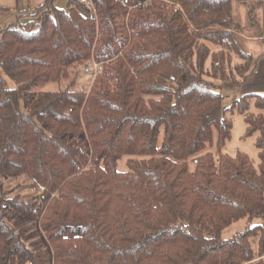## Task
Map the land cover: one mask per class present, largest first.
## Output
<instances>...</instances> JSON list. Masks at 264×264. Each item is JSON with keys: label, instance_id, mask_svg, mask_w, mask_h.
<instances>
[{"label": "trees", "instance_id": "trees-1", "mask_svg": "<svg viewBox=\"0 0 264 264\" xmlns=\"http://www.w3.org/2000/svg\"><path fill=\"white\" fill-rule=\"evenodd\" d=\"M91 1L45 0L1 29L0 67L15 86L0 73V264H37L6 220L13 210L38 218L51 264H264L263 224L220 236L264 217V114L245 118L259 132V168L223 149V93L257 66L235 0ZM89 61L100 68L76 89L72 70ZM234 97L231 111L251 98L264 109V93ZM124 155L144 158L120 170ZM17 177L44 189L11 196Z\"/></svg>", "mask_w": 264, "mask_h": 264}, {"label": "rangeland", "instance_id": "rangeland-1", "mask_svg": "<svg viewBox=\"0 0 264 264\" xmlns=\"http://www.w3.org/2000/svg\"><path fill=\"white\" fill-rule=\"evenodd\" d=\"M45 0H0V32L4 26H7L11 23H14L19 18L21 12L29 11L32 12V9L39 6ZM68 0H52V4L55 7L65 8ZM260 0H235L233 7V16L235 20L243 26L242 31L240 32V41L242 42L244 48L251 53L255 58H258L264 51V26L262 25L263 20V8H264V0L261 4H257ZM255 10V14L257 15V19L255 22H252L248 16V11L250 9ZM31 10V11H30ZM30 17V16H29ZM31 19L28 22H36L37 17H30ZM27 22V21H26ZM261 35V37L259 36ZM95 64L91 61L88 62L87 66H78L72 72L77 71L78 76L76 77V89H87L93 79V70L95 72ZM0 73L5 78L7 87L12 88L15 86V83L7 77L1 67ZM254 74L251 73L249 77ZM70 76H73L71 73ZM69 82V79H62L61 82L58 81H48L43 84L36 86L34 89L37 91H54L61 87V85H66ZM245 83H242L239 88L225 91L223 94V106L227 108L225 112V116L230 117L232 120V128L229 139L226 141L224 146V152L228 153L231 156L236 155L238 152L245 153L249 159L252 161L255 168H259V149L257 147V137L259 135L258 131H253L251 133H247V124L245 118L249 114H264V109L257 108L255 103V98H251L249 100V107L246 111L240 113L238 111H231L229 106L231 105L233 98L235 95L245 94V93H257V89H245ZM261 93V92H260ZM158 144L162 139V132H160L158 137ZM216 139V137H215ZM212 152L215 157V147L210 148L209 150ZM132 156L124 155L118 161V168L120 170H127V159ZM136 159H142L144 157H132ZM147 158V157H145ZM188 166L190 169L194 168L193 158H189L187 160ZM38 189L34 192L30 186V182L24 180L22 177H17L14 179L8 180L7 187L12 188L13 191L11 196L15 194H19L22 197H30L29 195L35 197L37 196L44 188H41L39 184H37ZM34 192V193H33ZM6 220L15 226V229L19 231L22 235V239L26 242V244L36 252V262L37 264H51V250L48 246V242L45 238L44 233L39 227L38 218L34 216H27L19 213L18 211H8L6 213ZM251 224H263L264 225V217H255L250 221L247 219H241L235 221L220 232L221 238H229L233 235H236L242 231H244L248 225ZM253 243H256V236L253 238ZM258 261V258L257 260Z\"/></svg>", "mask_w": 264, "mask_h": 264}, {"label": "crops", "instance_id": "crops-1", "mask_svg": "<svg viewBox=\"0 0 264 264\" xmlns=\"http://www.w3.org/2000/svg\"><path fill=\"white\" fill-rule=\"evenodd\" d=\"M243 1V0H242ZM263 0L258 1V5L262 3ZM262 5V4H261ZM264 6V5H263ZM253 10V15L252 17H255L257 19V15L255 14V10ZM31 19L29 16H23L21 17V22L25 23ZM262 25L264 26V8H263V20H262ZM264 32V31H263ZM261 37V35H259ZM262 38H264V35H262ZM264 40V39H263ZM245 89H257V92L264 93V51H262V54L258 56L257 58V66L256 70L254 71V74L249 77L248 79L245 80Z\"/></svg>", "mask_w": 264, "mask_h": 264}, {"label": "built area", "instance_id": "built-area-1", "mask_svg": "<svg viewBox=\"0 0 264 264\" xmlns=\"http://www.w3.org/2000/svg\"><path fill=\"white\" fill-rule=\"evenodd\" d=\"M82 1L86 2L89 6L93 7V3L91 0H82ZM94 64L96 65L95 68H97L96 71H98L100 66L98 65V63H94ZM41 188H43V187H41Z\"/></svg>", "mask_w": 264, "mask_h": 264}]
</instances>
